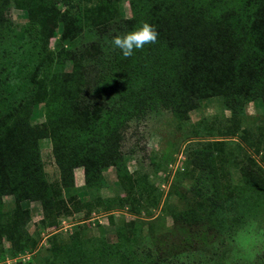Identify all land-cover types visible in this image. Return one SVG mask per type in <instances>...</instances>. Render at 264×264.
<instances>
[{"label":"rangeland","instance_id":"obj_1","mask_svg":"<svg viewBox=\"0 0 264 264\" xmlns=\"http://www.w3.org/2000/svg\"><path fill=\"white\" fill-rule=\"evenodd\" d=\"M29 1L46 18L48 43L65 55L63 61L72 52L83 51L99 29L116 37L149 23L154 14L152 22L160 23L173 3L178 6L176 13L185 11L186 19H192L190 12L196 13L206 3L9 0L5 23L0 24V44L8 40L20 45L13 33L27 25L23 5ZM232 7L240 24L258 7L264 9V0H234ZM159 44L134 50L138 60H145L142 68L129 65L136 69L133 77L139 100L137 96L133 100L135 91H127L130 84L124 80H119V88L110 86L118 76L98 86L110 93H106L109 107L95 129L102 136L119 135L113 164L93 173L87 171L94 168L92 158L87 164L83 154L77 153L72 158L73 185L64 188L49 138L38 141L48 185L45 197L60 204L48 217L39 198L17 202L12 196L2 197L0 264H75L77 259H83L78 264H85L84 259L89 264V254L90 264H264V99L230 90L227 97L211 96L192 110L164 107L161 99L174 86L163 85L178 80L174 68L158 58L157 53L169 52L162 40V50ZM53 53L56 57L57 50ZM5 69L1 62L0 71ZM65 70L70 71L68 61ZM160 87L165 91L160 92ZM144 105H148L145 111ZM43 109V105L33 108L32 126L45 122ZM100 143L93 145L101 151L107 148ZM203 153L210 154L204 162ZM130 176L146 190L121 208L113 200L126 198L119 182ZM13 222L14 228L26 230L20 235L27 245L22 250H31L13 252V242L5 237V228L14 226Z\"/></svg>","mask_w":264,"mask_h":264},{"label":"trees","instance_id":"obj_2","mask_svg":"<svg viewBox=\"0 0 264 264\" xmlns=\"http://www.w3.org/2000/svg\"><path fill=\"white\" fill-rule=\"evenodd\" d=\"M233 1L206 0L204 8L198 10L201 12H190L192 19H186L189 15L185 11L176 13L178 6L173 3L162 22H152L155 14L149 18L158 33V49L162 50L161 40L169 48L166 55L157 53L158 58L174 68V77L178 80L167 79L163 85L174 86L163 93L164 107L192 110L211 96L227 97L230 90L235 94L246 91L256 100L264 99V9L258 7L253 15L242 17L243 21L237 24ZM62 2L66 4V0ZM8 3L9 0H0V24L5 23L3 14ZM23 6L28 14L27 25L13 33L20 45L13 46L8 40L0 44L3 46L0 47V63L6 67L0 71V203L4 196H12L17 202L39 198L44 214L53 216L54 208L60 203L45 197L48 185L41 168L38 141L49 138L64 188L73 185L72 158L77 153L83 154L87 164L92 158L94 168L88 167L87 171L93 173L95 169L107 167L105 164H113L116 161L114 145L119 135L102 136L95 129L105 108L109 107L106 93H110L98 86L118 76L117 83H109L110 86L119 88V80H124L130 84L127 91L131 88L135 91L133 100L136 96L139 100L133 77L136 69L129 65L139 64L142 68L145 60H138L137 53L131 58L123 57L120 50L112 46L114 36L108 35L109 30L99 29L96 38H92L83 51L72 52L63 61L65 55L56 47L55 57L48 43L46 18L32 1ZM149 59L152 61V57ZM67 61L69 72L65 70ZM164 91L160 87V92ZM173 96L181 102L180 106ZM36 105H43L45 122L32 126L31 115ZM147 106H143V111ZM119 108L123 109V104ZM130 115V119L134 117ZM93 142L98 145L103 142L107 148L102 152ZM247 146L251 148L250 144ZM209 157L210 154L203 153V162ZM89 182L88 178L87 186ZM119 183L126 198L118 197L113 202L121 208L146 190L142 182L131 176L122 178ZM13 224L5 228V237L13 242V252L17 253L22 250L21 246H27L20 238L26 230L14 228L16 222ZM26 250L31 249L21 252ZM90 255H87L89 264ZM81 260L77 259L75 264Z\"/></svg>","mask_w":264,"mask_h":264},{"label":"clouds","instance_id":"obj_3","mask_svg":"<svg viewBox=\"0 0 264 264\" xmlns=\"http://www.w3.org/2000/svg\"><path fill=\"white\" fill-rule=\"evenodd\" d=\"M158 33L154 26L143 22L135 30L122 36H116L111 44L115 49H119L123 57L128 58L134 54V50L143 49L144 45L157 41Z\"/></svg>","mask_w":264,"mask_h":264}]
</instances>
